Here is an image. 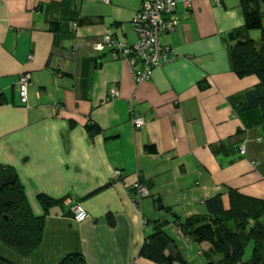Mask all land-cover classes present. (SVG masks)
<instances>
[{
  "label": "crops",
  "instance_id": "crops-1",
  "mask_svg": "<svg viewBox=\"0 0 264 264\" xmlns=\"http://www.w3.org/2000/svg\"><path fill=\"white\" fill-rule=\"evenodd\" d=\"M139 3L0 0V168L17 173L44 223L29 256L0 245L12 264H59L70 254L85 264H206L210 245L180 224L206 215L217 195L224 209L253 212L264 201V121L259 108L241 109L259 80L234 73L228 40L244 26L241 0L188 8L177 0L178 27L159 36L176 57L136 84L124 58L93 45L105 29L135 42ZM23 72L26 105L16 85ZM132 112L144 120L139 129ZM219 144L227 150L214 153ZM136 182L149 191L137 204ZM39 195L54 203L45 210ZM70 199L86 220L73 219ZM157 233L152 258L140 256ZM159 251L171 263L155 260Z\"/></svg>",
  "mask_w": 264,
  "mask_h": 264
},
{
  "label": "trees",
  "instance_id": "trees-1",
  "mask_svg": "<svg viewBox=\"0 0 264 264\" xmlns=\"http://www.w3.org/2000/svg\"><path fill=\"white\" fill-rule=\"evenodd\" d=\"M241 2L244 26L228 35V40L234 42L230 57L238 77L255 76L259 80L245 92L241 109L259 108L264 121V34L259 43L248 36L250 30H264V20L257 0ZM225 149L226 145L219 144L212 150L218 153ZM38 200L45 210L54 203L44 195H39ZM205 207L206 215L189 217L180 225L194 240L210 245L209 252L205 253L206 264H264V201H258V208L253 212L234 207L224 209L221 196L217 195L207 199ZM43 224V217L33 214L17 173L11 168H0V245L21 257L29 256L41 243ZM159 235L145 240L140 256L152 258L154 240ZM249 244L250 253L244 257ZM155 260L171 263L162 251ZM0 264L12 263L0 256ZM59 264H85V261L80 254H70Z\"/></svg>",
  "mask_w": 264,
  "mask_h": 264
},
{
  "label": "built area",
  "instance_id": "built-area-1",
  "mask_svg": "<svg viewBox=\"0 0 264 264\" xmlns=\"http://www.w3.org/2000/svg\"><path fill=\"white\" fill-rule=\"evenodd\" d=\"M109 3L111 0H103ZM185 7H190L191 0H181ZM218 2L219 0H213ZM177 0H140L138 10L133 18V25L137 39L133 43H124L113 39L110 30L105 29L97 43L93 45L95 51L108 50L113 59L124 58L133 75L136 84L150 78L155 67L166 64L176 57V54L169 47L161 45L159 36L164 33L173 32L178 27V19L175 14ZM17 90L20 103L27 104L28 90L31 85V74L23 72L17 78ZM117 91L113 90L111 96H116ZM130 122L135 129L143 126L144 120L141 116L131 113ZM261 140V139H259ZM244 147L241 148V153ZM115 176L119 177L120 172L116 171ZM134 191L132 200L137 204L141 199L149 196L148 189L134 183L131 186ZM71 205L73 219L82 222L88 218L87 212L76 201L68 200Z\"/></svg>",
  "mask_w": 264,
  "mask_h": 264
},
{
  "label": "rangeland",
  "instance_id": "rangeland-1",
  "mask_svg": "<svg viewBox=\"0 0 264 264\" xmlns=\"http://www.w3.org/2000/svg\"><path fill=\"white\" fill-rule=\"evenodd\" d=\"M259 10L262 14V20H264V0H257ZM250 38L255 42L259 43L262 39V34H264V30H250L249 31ZM251 249V245L249 244L246 249V253L244 257H248L249 251Z\"/></svg>",
  "mask_w": 264,
  "mask_h": 264
}]
</instances>
